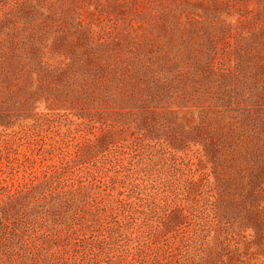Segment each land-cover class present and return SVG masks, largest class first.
I'll use <instances>...</instances> for the list:
<instances>
[{
    "label": "rangeland",
    "instance_id": "rangeland-1",
    "mask_svg": "<svg viewBox=\"0 0 264 264\" xmlns=\"http://www.w3.org/2000/svg\"><path fill=\"white\" fill-rule=\"evenodd\" d=\"M0 264H264V0H0Z\"/></svg>",
    "mask_w": 264,
    "mask_h": 264
}]
</instances>
